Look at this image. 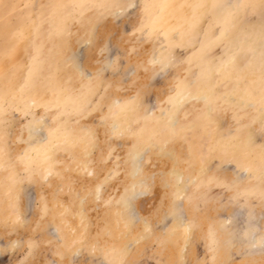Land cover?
Here are the masks:
<instances>
[{
  "label": "rangeland",
  "instance_id": "rangeland-1",
  "mask_svg": "<svg viewBox=\"0 0 264 264\" xmlns=\"http://www.w3.org/2000/svg\"><path fill=\"white\" fill-rule=\"evenodd\" d=\"M197 1L0 0V264H264V0ZM140 156L146 193L115 202Z\"/></svg>",
  "mask_w": 264,
  "mask_h": 264
},
{
  "label": "bare ground",
  "instance_id": "bare-ground-1",
  "mask_svg": "<svg viewBox=\"0 0 264 264\" xmlns=\"http://www.w3.org/2000/svg\"><path fill=\"white\" fill-rule=\"evenodd\" d=\"M162 1H165V0H162ZM167 1V0H166ZM173 1V0H172ZM200 1H202V0H198L197 2L199 3ZM219 1V0H218ZM192 2H193V0H192ZM211 2V1H210ZM166 3V2H165ZM165 3H164V5H165ZM194 3V5L196 4L195 2H193ZM192 3V4H193ZM169 4V3H168ZM188 4V3H187ZM200 4H201V2L199 3V6H200ZM197 5V4H196ZM195 5V6H196ZM202 5V4H201ZM175 6V5H174ZM178 6V5H177ZM160 8H161V6H159ZM208 7V6H207ZM176 8V7H175ZM191 8V7H190ZM192 8H193V6H192ZM195 8V7H194ZM173 9V8H172ZM194 10V9H193ZM222 10H224V9H222ZM221 10V11H222ZM163 11V10H162ZM176 11V10H175ZM196 11V10H195ZM170 12H173V11H170ZM182 12V11H181ZM198 12V11H197ZM196 12V13H197ZM196 13H194V14H196ZM156 14H158V13H156ZM155 14V15H156ZM191 14V13H190ZM199 14V13H198ZM182 15V14H181ZM189 15V14H188ZM187 15V16H188ZM225 15V14H224ZM178 17V16H177ZM184 17V16H183ZM182 17V18H183ZM193 17V16H192ZM195 17V16H194ZM193 17V18H194ZM200 17V16H199ZM224 17L225 16H223L222 18L224 19ZM189 17H187V19H188ZM197 18V17H196ZM221 18V19H222ZM186 19V20H187ZM190 19V18H189ZM183 20H184V18H183ZM192 21H193V19H192ZM223 21V20H222ZM222 21H220V22H222ZM158 22V21H157ZM161 22V21H160ZM195 22V21H194ZM185 23V22H184ZM145 24V23H144ZM178 25V24H177ZM182 25H184V24H182ZM186 26V25H185ZM184 26V27H185ZM194 26V25H193ZM225 26V25H224ZM182 27V26H181ZM187 27V26H186ZM196 28V27H195ZM191 29H192V27H191ZM223 29L225 30H228V28H226V27H223ZM222 29V31L223 32H225L224 30ZM260 33V32H259ZM222 37H223V34H222ZM232 37V36H231ZM66 40V39H65ZM228 40V39H227ZM208 42V41H207ZM243 42V41H242ZM210 43V42H209ZM204 45V44H203ZM228 45V44H227ZM205 46H207V45H205ZM229 46V45H228ZM62 48V47H61ZM250 49V48H249ZM200 50V49H199ZM259 50V49H258ZM251 52V51H250ZM165 54H167V53H164V55ZM170 55V54H169ZM152 57H155V56H152ZM165 56H163V58H164ZM170 57V56H169ZM234 57V56H233ZM162 58V57H161ZM198 58V57H197ZM230 58V57H229ZM166 59V58H165ZM231 59V58H230ZM109 61V60H108ZM161 61V60H160ZM205 61V60H204ZM232 61V60H231ZM112 62V61H111ZM233 62V61H232ZM253 62V61H252ZM165 64H166V62H165ZM171 64H173V63H171ZM203 64V63H202ZM230 64H231V62H230ZM233 64V63H232ZM256 64V63H255ZM254 64V65H255ZM152 65H154V64H152ZM226 65H227V63H226ZM229 65V64H228ZM228 65H227V67H228ZM156 66V65H155ZM200 66H201V64H200ZM225 66V65H224ZM233 66V65H232ZM253 67V66H252ZM209 68V67H208ZM223 68V67H222ZM250 69V68H249ZM131 70H133V69H131ZM165 70V69H164ZM129 71V70H128ZM132 72V71H131ZM216 72H217V70H216ZM48 73V72H47ZM3 75V74H2ZM80 75V74H79ZM200 75H201V73H200ZM184 77H185V75H183ZM203 77V76H202ZM212 78V77H211ZM235 78V77H234ZM212 81V80H211ZM182 82V83H181ZM181 82H179V90H177L175 93H174V99H173V105L175 104L176 106L177 105H179V104H181L180 102H183V98H193V96H192V91L191 90H187V89H184L183 88V79H181ZM196 86H197V89H198V98H201V99H205L206 97L208 98V96H206L205 95V89L201 86L202 85V81H200V78H198V80L196 81ZM207 83V82H206ZM212 82H210V84H211ZM4 84V83H3ZM213 85V84H212ZM212 92V91H211ZM243 92V91H242ZM19 93V92H18ZM79 94H80V92H79ZM171 94V93H170ZM206 94H208V93H206ZM211 94V93H210ZM210 94H208V95H210ZM248 94V93H247ZM182 99V100H181ZM187 99H185V100H187ZM188 99V100H189ZM259 99H261V98H259ZM164 100V99H163ZM166 101V100H165ZM235 101V100H234ZM237 101V100H236ZM137 102V101H136ZM162 102V101H161ZM260 102V101H259ZM28 103H29V101H28ZM179 103V104H178ZM209 105V103L207 104V106ZM253 105H254V103H253ZM252 105V106H253ZM170 106V105H169ZM165 107H167V106H165ZM179 109H180V107H179ZM178 109V110H179ZM208 109H209V107H208ZM211 109V108H210ZM167 110V109H166ZM171 110H173V111H176L175 110V108L173 107ZM171 110H170V112L169 113H166V116H164V113H163V117H165L166 118V120L165 121H162V120H160V119H158L157 117H154L153 116V113L152 114H150V115H148V119H146V124L147 125H149V126H145V127H149L148 129H145V130H143L139 135L137 134V130H136V134H134V135H137L136 136V140H135V138H134V140L135 141H133L132 140V142H131V145H130V147L128 148V151H127V153H125V154H128L127 156H128V161L130 160L131 162H132V160L136 157V155L138 156V155H140V154H137L138 153V151H139V148L142 146V145H144V144H149V146H148V153H151L152 152V150H151V148H150V146H156L157 144H156V139H157V137H156V139L154 138V136H153V133H154V131H156L157 130V128H158V126L160 127V125L162 124V128L164 129H166V128H169L170 130H171V132H168L169 134L170 133H173L175 130H174V128L175 129H177L178 127L177 126H179V125H177V121H176V119H175V115L173 114V112H171ZM205 111V113H206V111L207 110H204ZM129 112V111H128ZM161 112V111H160ZM208 112V111H207ZM148 113V112H147ZM204 113V112H203ZM208 114V113H207ZM206 114V115H207ZM160 115H161V113H160ZM117 116V115H116ZM162 116H161V118H162ZM205 116V115H204ZM207 116H209V114L207 115ZM206 117V116H205ZM122 118H124V116L123 115H121V116H118V120L117 121H120ZM207 118V117H206ZM209 118V117H208ZM129 119V118H128ZM210 119V118H209ZM142 122V121H141ZM119 123V122H118ZM117 123V124H118ZM184 125H186V124H184ZM192 126V125H191ZM122 127V126H121ZM179 127H184V126H179ZM42 130V129H41ZM181 130V129H180ZM168 131V130H167ZM195 131V130H194ZM89 132V131H88ZM91 132V131H90ZM140 132V131H139ZM82 132H80L79 134H81ZM160 133V132H159ZM192 133H193V131H192ZM39 134V133H38ZM157 134V133H156ZM174 134H175V132H174ZM187 134V133H186ZM243 134V133H242ZM40 135V134H39ZM42 135V134H41ZM133 135V136H134ZM181 135V134H180ZM62 136H64V135H62ZM69 136V135H68ZM83 136H85V135H83ZM94 136V135H93ZM173 137H175L174 135H172ZM172 136H170L171 137V139H172ZM66 137V136H65ZM78 137H79V135H78ZM86 137H89V135L87 134L86 135ZM169 137V136H168ZM170 137L168 138V140L170 139ZM193 137V136H192ZM72 138V137H71ZM75 138H76V136H75ZM80 138H82V137H80ZM215 138V137H214ZM213 138V139H214ZM242 138V137H241ZM240 138V139H241ZM70 139V138H69ZM78 139V138H77ZM87 139V138H86ZM89 139V138H88ZM170 139V140H171ZM189 139V138H188ZM217 139V138H216ZM239 139V138H238ZM240 139H239V141H240ZM72 140H73V138H72ZM76 140V139H75ZM80 140V139H79ZM78 140V141H79ZM222 141H223V143H224V140L223 139H221ZM228 140V139H227ZM70 141V140H69ZM85 141V140H84ZM193 141V140H192ZM214 141V140H213ZM221 141V142H222ZM238 141V140H237ZM238 141V142H239ZM56 142V141H55ZM88 142V141H87ZM195 142V141H194ZM215 142V141H214ZM217 142V141H216ZM216 142H215V144H216ZM66 143V142H65ZM67 143H68V140H67ZM74 143V142H73ZM82 143H84L83 141H82ZM82 143H80V144H82ZM162 144H163V146H165V144H167V139H164L163 140V142H161ZM160 143V144H161ZM169 143H171V142H169ZM188 143H190V142H188ZM218 143V142H217ZM237 143V142H236ZM240 143H242V142H240ZM75 144V143H74ZM90 144V143H89ZM162 144H161V146L160 147H162ZM169 145V144H168ZM262 145V144H261ZM82 146V145H81ZM80 145H79V147H81ZM83 146H85V145H83ZM90 146V145H89ZM190 146H191V143H190ZM189 146V147H190ZM227 146V145H226ZM48 147H50V146H48ZM91 147V146H90ZM157 147H158V145H157ZM156 147V148H157ZM217 147H218V145H217ZM222 148H224V146H221ZM220 147V148H221ZM51 148V147H50ZM82 148V147H81ZM159 148V147H158ZM164 148V147H163ZM163 148H162V150H163ZM166 148V147H165ZM164 148V149H165ZM191 148V147H190ZM221 148V149H222ZM240 148V147H239ZM241 148H243V147H241ZM245 148V147H244ZM88 149H89V147H88ZM146 149V148H145ZM182 149V148H181ZM219 149V148H218ZM236 149V148H235ZM80 150V149H79ZM220 150V149H219ZM34 151V150H33ZM38 151V150H37ZM86 151V150H85ZM146 151V150H145ZM218 151V150H217ZM223 151H224V149H223ZM5 152V151H4ZM7 152V151H6ZM81 152V151H80ZM155 152V151H154ZM159 152H161V151H159ZM219 152V151H218ZM220 152H221V150H220ZM219 152V153H220ZM251 152V151H250ZM82 153H83V151H82ZM85 153V152H84ZM143 153V152H142ZM165 152H163V154H164ZM257 153V152H256ZM1 154H2V152H1ZM5 154V153H4ZM36 154V153H35ZM50 154V153H49ZM152 154V153H151ZM172 154V153H171ZM197 154V153H196ZM253 154V153H252ZM44 155V154H43ZM87 155H89V154H87ZM148 155V154H147ZM190 155V154H189ZM243 155V154H242ZM257 155H260V153L259 154H257ZM25 156V155H24ZM29 156V155H28ZM35 156V155H34ZM77 156V155H76ZM191 156V155H190ZM195 156V155H194ZM3 157H5V156H2V159H3ZM38 157V156H37ZM86 157V156H85ZM139 157V156H138ZM169 157V156H168ZM253 157H254V155H253ZM5 158H7V157H5ZM52 158V157H51ZM251 158V157H250ZM1 159V160H2ZM25 159V158H24ZM42 159V158H41ZM53 159V158H52ZM139 160H138V163H136V167H135V169H133V171H129L130 172V186L129 187H127L126 189H125V193L124 194H120V196L119 197H117L116 199H115V202H119V201H121V202H123V200H124V202L125 203H127L126 205H128L129 204V201H133V200H136L137 198H139V197H141V196H143L146 192L144 191L146 188H148L147 186H149V185H147V183H146V181H145V179L144 178H147V177H150L149 175H147V174H145L144 173V159H146V157L144 158V157H141L140 156V158H138ZM174 159V158H173ZM21 160V159H20ZM27 160V159H26ZM25 160V161H26ZM38 160V159H37ZM122 160V159H121ZM203 160V159H202ZM255 160V159H254ZM254 160L253 159H248V161H249V163L250 164H253V163H255L254 162ZM256 160H257V158H256ZM51 161V160H50ZM90 161V159H87V160H83L82 159V156H81V159H80V161H78V164H82L84 167H86V168H88L89 170H90V172H92V174L91 175H93L94 176V170L91 168V166H89L88 165V162ZM178 161H180V160H178ZM39 162H44V160L43 161H39ZM125 162H126V160H125ZM124 162V163H125ZM172 162H173V160H172ZM171 162V163H172ZM193 162V161H192ZM257 162V161H256ZM1 163V162H0ZM4 163V162H3ZM8 163V162H7ZM173 163H175V162H173ZM177 163V162H176ZM14 164H16L15 162H14ZM76 164H77V160H76ZM202 164V163H201ZM39 165V164H38ZM53 165V164H52ZM254 165V164H253ZM9 166H12V165H9ZM8 166V167H9ZM14 166V165H13ZM42 166V165H41ZM178 166V165H177ZM177 166L176 165H174V169H179V168H177ZM200 166V165H199ZM49 166H47V168H48ZM83 167V168H84ZM156 167V166H155ZM191 167V166H190ZM45 168V167H44ZM56 168V167H55ZM60 168V167H59ZM64 168V167H63ZM66 168V167H65ZM134 168V167H133ZM172 168H173V166H172ZM181 168V167H180ZM193 168H194V166H193ZM41 169V168H40ZM174 169H172V170H174ZM15 170V169H14ZM53 170V169H52ZM87 170V169H86ZM182 170V169H181ZM189 170H190V168H189ZM11 171H12V169H11ZM191 171V170H190ZM16 172V171H15ZM50 173V172H49ZM173 173H174V171H173ZM177 173V172H176ZM184 173H186V172H184ZM193 173V172H192ZM192 173L190 172V173H186V174H182V173H179L178 175H176L177 176V181L178 180H180V179H182V177L184 176V175H186V179H188L189 177H192ZM13 174H15V173H13ZM10 175V174H9ZM17 175V174H16ZM72 176V175H71ZM128 176V175H127ZM15 177V176H14ZM241 177V176H240ZM69 178V177H68ZM92 178V177H91ZM124 178V177H123ZM163 178H165V177H163ZM11 179V178H10ZM14 179V178H13ZM144 179V180H143ZM169 179V178H168ZM193 180H194V178H192ZM128 180V179H127ZM13 182V181H12ZM70 182V181H69ZM127 182V181H126ZM9 183V182H8ZM10 184V183H9ZM177 184V183H176ZM147 185V186H146ZM178 185V184H177ZM71 187H73V186H71ZM97 187H98V189L97 190H99V188H100V186H99V184H97ZM16 189V188H15ZM73 189H75V188H73ZM172 189V188H171ZM177 189V188H176ZM180 190V189H179ZM12 191V194L14 193L13 192V190H11ZM93 191V190H92ZM89 192V191H88ZM87 193V192H86ZM99 193V192H98ZM169 193H170V191H169ZM183 193V192H182ZM11 194V195H12ZM85 194V193H84ZM84 194H82V195H84ZM89 194V193H88ZM96 195V194H95ZM99 195V194H98ZM118 196V195H117ZM181 196V194L179 195V197ZM88 197V196H87ZM116 197V196H115ZM175 197H178V196H175ZM11 198H13V197H11ZM94 198V197H93ZM53 199V198H52ZM90 199H91V197H90ZM132 199V200H131ZM54 200V199H53ZM52 200V201H53ZM83 200V199H82ZM94 200V199H93ZM113 200V199H112ZM57 201V200H56ZM74 201V200H73ZM14 202V201H13ZM15 202H16V200H15ZM75 202H73V205H75L74 204ZM47 204V203H46ZM60 204V203H59ZM133 203L131 202V205H132ZM57 204H55V206H56ZM68 205V204H67ZM78 205V204H77ZM54 206V205H53ZM52 206V207H53ZM79 206V205H78ZM124 208V206H121V208ZM128 207V206H127ZM171 207V206H170ZM14 208H15V206H14ZM18 208H19V206H18ZM67 208V207H66ZM71 208H72V206H71ZM70 208V209H71ZM167 208H169V207H167ZM53 209H54V207H53ZM83 209V208H82ZM111 209V213L110 214H112V217L114 218H117V215H119V213H120V210L118 209V207L117 206H114V208L112 209V207L110 208ZM132 209H133V207H132ZM19 210V209H18ZM62 210V209H61ZM67 210H68V208H67ZM66 210V211H67ZM73 210V209H72ZM84 210H85V208H84ZM109 210V209H108ZM56 211H58V210H56ZM18 212V211H17ZM62 212V211H61ZM64 212V211H63ZM75 212H76V210H75ZM79 212V211H78ZM106 212V211H105ZM123 212V211H122ZM182 212V211H181ZM181 212H177V213H175L173 216H176V217H178L179 216V218H182L184 215L181 213ZM13 213V212H12ZM55 213V212H54ZM81 213V212H80ZM106 213H108V212H106ZM105 213V214H106ZM124 214H126V213H124ZM252 214V213H251ZM57 215H58V212H57ZM64 215V214H63ZM65 215H66V213H65ZM67 215H68V213H67ZM76 215V214H75ZM74 215V216H75ZM107 215H109V214H107ZM123 215V214H122ZM122 215H120V216H122ZM15 216V215H14ZM59 216H61V214L59 215ZM79 216V215H78ZM81 216V215H80ZM106 216V215H105ZM124 216H126V215H124ZM223 216V215H222ZM231 216H233V218H234V216L237 218V219H243V214H242V211H241V208H238V209H236L233 213H232V215ZM62 218H63V216H61ZM65 217V216H64ZM82 217V216H81ZM84 217V216H83ZM170 217H171V215H170ZM245 217V216H244ZM251 220L253 219V217L254 216H252L251 215ZM256 217H258V216H256ZM66 219H68L67 217H65ZM119 218V217H118ZM226 218V217H225ZM224 218V219H225ZM229 218V217H228ZM255 218V217H254ZM52 219H54V218H52ZM52 219H51V221H52ZM70 219V218H69ZM105 219V218H104ZM107 219V218H106ZM110 219V218H109ZM170 219V218H169ZM245 219V218H244ZM2 220V219H1ZM17 220H19V219H17ZM71 220V219H70ZM84 220V219H83ZM121 220V219H120ZM119 220V221H120ZM126 220H127V218H126ZM125 220V221H126ZM168 220V219H167ZM247 220V219H246ZM245 220V221H246ZM250 219H249V221H251ZM256 220V219H255ZM65 221V220H64ZM78 221V220H77ZM106 221H108V220H106ZM114 221H115V219H114ZM124 221V222H125ZM187 221V220H186ZM227 221V220H226ZM257 221V220H256ZM62 222V221H61ZM69 222V221H68ZM79 222V221H78ZM81 222V221H80ZM79 222V223H80ZM85 222V221H84ZM123 222V223H124ZM127 222H128V220H127ZM166 222V221H165ZM180 222H182V221H179V223ZM225 222V221H224ZM240 222V221H239ZM65 223V222H64ZM112 223H113V220H112ZM118 223V222H117ZM167 223V222H166ZM187 223V222H186ZM246 223V222H245ZM252 223H254V221H252L251 222V224ZM257 223H258V221H257ZM256 223V224H257ZM68 224V223H67ZM78 224V223H77ZM76 224V225H77ZM85 224V223H84ZM108 224H109V222H108ZM247 224H249V223H247ZM250 224V225H251ZM117 225V224H116ZM119 225V224H118ZM123 225V224H122ZM165 225V224H164ZM179 225H181V223L179 224ZM185 225V224H184ZM243 225V224H242ZM246 225V224H245ZM63 226H65V225H63ZM63 226L62 227H60L59 228V233L60 234H62V231L64 230H62V228H63ZM67 226V225H66ZM65 226V227H66ZM69 226H71V225H69ZM78 226V225H77ZM83 226V225H82ZM110 226L111 227H113L111 224H110ZM115 226V225H114ZM127 226V225H126ZM188 226V225H187ZM258 226V225H257ZM73 227H76L75 225L73 226ZM79 227V226H78ZM120 227V226H119ZM191 227V226H190ZM247 227V226H246ZM108 228V227H107ZM110 228V227H109ZM108 228V229H109ZM125 228V227H124ZM131 228V227H130ZM184 228H188V227H184ZM70 229V228H69ZM73 229V228H72ZM82 229V228H81ZM120 229H122V227L120 228ZM243 229V228H242ZM73 230H75V229H73ZM77 231H78V229H76ZM80 230V229H79ZM107 230V229H106ZM67 231V230H66ZM174 231V230H173ZM184 231V230H183ZM189 231H191L190 229H189ZM74 232V231H73ZM76 232V231H75ZM82 232V231H81ZM81 232H80V234H81ZM114 232H117L116 231V228H115V231ZM133 232H134V230H133ZM252 232V231H251ZM256 232V231H255ZM259 232V231H258ZM83 234V233H82ZM81 234V235H82ZM109 234H110V232H109ZM113 234H115V233H113ZM256 235H254V234H252L251 236H250V238H249V236H248V241L251 243V244H255L256 246H258V250H260L261 249V246L264 244V238H262L261 240H260V238H258L257 237V233H255ZM262 234V233H261ZM73 236V235H72ZM98 237V236H97ZM110 237V236H109ZM111 237H114V236H112L111 235ZM111 237H110V239H111ZM183 237V236H182ZM189 237H190V234H189ZM257 237V238H256ZM188 239V238H187ZM258 239L260 240L259 242H258ZM261 244V246H260V244ZM251 246V245H250ZM251 248V247H250ZM260 248V249H259ZM258 250H257V252H258ZM262 250V249H261ZM110 251H111V249H110ZM255 251V250H254ZM182 252V251H181Z\"/></svg>",
  "mask_w": 264,
  "mask_h": 264
}]
</instances>
